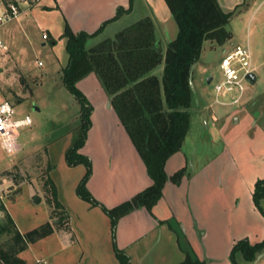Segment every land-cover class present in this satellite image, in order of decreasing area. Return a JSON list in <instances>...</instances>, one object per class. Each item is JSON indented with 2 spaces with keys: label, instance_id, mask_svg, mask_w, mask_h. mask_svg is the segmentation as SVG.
Here are the masks:
<instances>
[{
  "label": "crops",
  "instance_id": "obj_1",
  "mask_svg": "<svg viewBox=\"0 0 264 264\" xmlns=\"http://www.w3.org/2000/svg\"><path fill=\"white\" fill-rule=\"evenodd\" d=\"M15 1L21 14L11 21L14 25L0 33L9 49L2 65L9 63L12 56L19 65L20 51L33 26L42 32V46L51 41L54 62L61 73L69 63L67 41L62 38L67 25L74 33L89 34L104 27L100 35L90 40L93 46L115 38L145 18L153 20L156 39L163 50L179 32L165 0H39L31 7L25 0ZM217 1L225 13L238 11L232 19L249 17L251 22L257 11V0ZM0 7L5 10L2 0ZM120 9L127 12L115 20ZM44 33L47 40H43ZM202 55L203 52L200 59ZM163 67L155 73L161 76ZM263 67L264 61L253 60V73ZM78 88L92 106V124L81 153L91 161L92 175L87 187L100 205L92 206L74 195L86 174L84 165L68 171L69 175L77 174L68 198L61 193L68 183L61 185L57 180L55 166L50 174L68 217L63 221L52 218L53 211L40 181L23 184L14 200H5L3 194L0 199L22 234L47 222L56 225L53 234L29 245L20 254L27 264H121L115 247L129 257L131 264H179L186 258L181 242L205 264H230V254L237 242L248 240L257 244L264 240V215L253 201L255 184L264 178V125L260 122L262 112L255 109L253 100L246 95L249 89L241 104L232 108L220 107L215 101L207 106L204 95L196 94L189 134L181 150L165 166L169 180L163 197L151 212L139 208L123 216L113 236L111 219L102 206L113 209L152 186L153 181L99 77L94 73L88 75L79 81ZM3 101L1 98L0 103ZM17 112L27 115L18 109ZM194 131L201 137L197 134L189 144ZM22 140L20 134L18 148ZM183 169L185 175L177 185L171 179ZM25 193L28 207L20 205ZM31 202L44 206L41 216Z\"/></svg>",
  "mask_w": 264,
  "mask_h": 264
},
{
  "label": "trees",
  "instance_id": "obj_2",
  "mask_svg": "<svg viewBox=\"0 0 264 264\" xmlns=\"http://www.w3.org/2000/svg\"><path fill=\"white\" fill-rule=\"evenodd\" d=\"M2 2L5 5H17L15 0ZM165 2L179 28L177 38L166 50L156 39L155 24L151 18L142 19L119 32L115 38L103 40L92 47H88L89 41L100 35L104 27L89 34L74 33L67 25L62 36L67 41L69 55V63L62 71L63 85L81 106L79 134L66 152V162L70 167L84 165L87 169L77 187V195L92 206L100 205L87 187L92 175L91 161L81 153L92 124V106L78 88V83L92 73L99 77L111 97L112 107L153 181L152 186L113 209L102 206L111 219L113 236L123 216L139 208L151 212L163 197V190L169 180L165 171L166 163L181 150L190 131L191 109L195 102L190 85L192 67L200 60L207 41L223 46L233 39L227 26L238 11L225 13L217 0ZM126 12L120 9L115 20ZM161 66L164 67L159 76L155 72ZM185 172V169L177 172L171 180L179 185ZM49 181L51 197L47 198V203L53 206L52 218L58 216L57 220L63 221L68 218L66 211L58 200L54 183L50 178ZM263 200L264 178L256 182L253 193L255 206L264 215L261 205ZM0 211L5 213L4 220L0 221V235L8 236L7 241L0 244V264H27L20 254L29 245L53 234L56 225L47 222L22 234L3 204ZM178 233L182 238L179 230ZM181 248L186 258L179 264H205L183 242ZM115 251L121 264H131L129 257L121 250L115 247ZM263 251L264 240L257 244L241 240L232 248L231 264H238L239 255L247 262H255Z\"/></svg>",
  "mask_w": 264,
  "mask_h": 264
},
{
  "label": "rangeland",
  "instance_id": "obj_3",
  "mask_svg": "<svg viewBox=\"0 0 264 264\" xmlns=\"http://www.w3.org/2000/svg\"><path fill=\"white\" fill-rule=\"evenodd\" d=\"M4 7L6 9L8 5L4 4ZM254 10L257 11L251 22H249V17L234 18L227 26V29L234 35L235 39L233 41L230 40L223 46L207 41L203 46V55L199 61L201 63L194 69L192 76L195 96L197 94L202 97L203 94L207 106L215 101L214 84L221 78V59L236 44L241 43L249 46L252 63L255 59L260 62L264 61V0H257ZM4 11L0 7V14ZM14 24L15 22H9L0 27V33ZM41 38V30L37 26H33L30 33L26 35V41L23 43L24 47L20 51L19 65L15 64L14 56L8 59L9 63L4 65L1 64L2 60L5 61L7 58L3 56L0 59V101L2 98L11 102L17 106L19 112L30 115L34 121L31 129L21 132L22 144L14 154H9L2 148L0 143V172L7 168L9 164H12L8 170L0 174V183L6 189L13 184L4 192L5 200H14L21 193L23 184L39 181L44 185L45 198H50L51 185L49 178L53 182L55 181L54 176L57 175L59 177H57V180L61 182V185L68 183L66 187L64 186V193L61 191L63 198L65 196L68 198L70 192H72V182L77 175L73 171V174L69 175L68 171L73 170V168L66 162V150L69 149L73 140L78 137L81 125V106L78 100L63 85L62 73L60 70L57 71L58 68L54 62L55 56L51 52V41H45L46 46H42ZM0 42L5 43L2 39H0ZM91 46H93V42L90 41L89 47ZM62 54L64 57L65 50L62 51ZM39 62H42L44 66H39ZM1 67L4 70H1ZM254 74L258 76V80L254 85L247 83V89L249 90L246 95L253 100L252 105L255 106V109L262 112L260 122L264 125V67ZM208 77L214 78V82L210 85L207 83ZM221 99L228 103V106L222 107L232 108L241 104L229 105L231 102L229 96ZM197 134L195 131L193 132L191 139H188L189 144H191L194 137L197 138ZM32 138L34 140L30 142ZM196 140H200V138ZM47 150L50 152L49 154ZM54 166L56 168L55 174L51 178L50 174ZM74 195L78 197L75 192ZM27 199L29 200L25 193L20 205L28 207L29 202ZM58 200L61 203L59 196ZM3 203L4 200L0 199V206ZM261 205L264 208V200ZM32 206L36 208L39 216H41V209L44 206L41 203H33ZM51 208L53 211V206ZM19 210L21 211V209ZM4 215L5 213L0 211V221L4 220ZM57 217L54 218L57 219ZM63 217L66 218L64 215ZM7 239V235H0V244L5 243ZM237 261L238 264H264V251L258 255L255 262H247L241 255L237 257Z\"/></svg>",
  "mask_w": 264,
  "mask_h": 264
},
{
  "label": "built area",
  "instance_id": "obj_4",
  "mask_svg": "<svg viewBox=\"0 0 264 264\" xmlns=\"http://www.w3.org/2000/svg\"><path fill=\"white\" fill-rule=\"evenodd\" d=\"M30 7L39 0H25ZM21 14L18 5L10 4L4 12L0 14V27L17 19ZM48 35L43 34V40H47ZM9 51L7 45L0 42V59ZM42 66V62L39 63ZM221 78L214 84L216 93L215 103L220 106H228L222 97L229 96V105L240 104L247 90L249 82L247 76L253 73L252 54L249 46L236 44L233 49L226 52L220 63ZM214 82V78L211 83ZM33 126V119L30 115H19L14 104L9 101L0 103V143L9 154H14L18 150V137L22 131ZM5 183V180H4ZM7 189L0 183V197H3Z\"/></svg>",
  "mask_w": 264,
  "mask_h": 264
},
{
  "label": "water",
  "instance_id": "obj_5",
  "mask_svg": "<svg viewBox=\"0 0 264 264\" xmlns=\"http://www.w3.org/2000/svg\"><path fill=\"white\" fill-rule=\"evenodd\" d=\"M197 63L192 67V73L196 67ZM247 79L249 81L250 84L254 85L256 83V80H257V77L254 73H250L248 76H247ZM213 80V77H208L207 78V83L210 85L211 82ZM190 85H191V88L195 94V88H194V84H193V81H192V75H191V79H190ZM197 98V97H196Z\"/></svg>",
  "mask_w": 264,
  "mask_h": 264
}]
</instances>
